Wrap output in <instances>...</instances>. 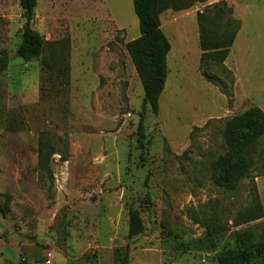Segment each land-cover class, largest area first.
Instances as JSON below:
<instances>
[{"label": "rangeland", "instance_id": "rangeland-1", "mask_svg": "<svg viewBox=\"0 0 264 264\" xmlns=\"http://www.w3.org/2000/svg\"><path fill=\"white\" fill-rule=\"evenodd\" d=\"M95 1L38 0L33 28L47 43L26 63L20 0H0V264H221L250 246L248 228L264 235V212L233 225L253 181L264 208L262 164L231 187L214 179L226 122L264 110V0L168 10V79L144 146L134 2ZM221 2L242 26L224 67L202 63L198 18Z\"/></svg>", "mask_w": 264, "mask_h": 264}, {"label": "trees", "instance_id": "trees-1", "mask_svg": "<svg viewBox=\"0 0 264 264\" xmlns=\"http://www.w3.org/2000/svg\"><path fill=\"white\" fill-rule=\"evenodd\" d=\"M205 2L206 0H197ZM134 10L140 23L141 36L128 43L127 48L144 84V99L139 113L138 135L141 143L146 138L145 121L149 108L154 113L160 111V98L166 89L168 79V55L172 45L162 29L161 15L173 9L185 10L191 7L185 0H133ZM25 22L22 30V42L17 55L26 63L43 58L45 37L33 28L38 0H20ZM233 8L226 2L214 5L208 13H199L201 29L202 63L213 59L218 65L224 63L241 29V22L233 17ZM6 58L0 60V69ZM208 79V74L204 71ZM226 152L217 162L215 181L222 186L231 187L238 181L250 178L257 163L264 173V110L253 106L229 119L223 129ZM142 146L143 143L141 144ZM257 155V161L255 157ZM253 204L235 216L233 225L238 227L256 221L263 216L264 208L256 184ZM210 233L222 232L226 226L218 222L207 224ZM140 233L137 221L132 225V235ZM245 237L251 243L246 249L236 252L229 250L220 256L221 264H264V235L254 227L245 231Z\"/></svg>", "mask_w": 264, "mask_h": 264}, {"label": "crops", "instance_id": "crops-1", "mask_svg": "<svg viewBox=\"0 0 264 264\" xmlns=\"http://www.w3.org/2000/svg\"><path fill=\"white\" fill-rule=\"evenodd\" d=\"M100 1H101V0H100ZM100 1H99V0H96L95 2H100ZM165 15H166V16L168 15V16L172 17L171 15H169V11H168V12L162 14V16H161V21L163 20V17H164ZM165 90H166V89H165Z\"/></svg>", "mask_w": 264, "mask_h": 264}]
</instances>
